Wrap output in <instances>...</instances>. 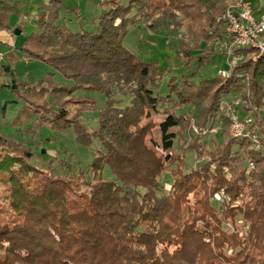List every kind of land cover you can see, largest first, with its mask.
Here are the masks:
<instances>
[{"label":"trees","instance_id":"1","mask_svg":"<svg viewBox=\"0 0 264 264\" xmlns=\"http://www.w3.org/2000/svg\"><path fill=\"white\" fill-rule=\"evenodd\" d=\"M43 1L19 50L72 83H57L55 73L36 84L18 81L8 54L0 72L12 78L0 88L22 102L10 125L30 126L33 136L45 126L72 128L80 145L96 139L101 146L87 169L67 159L36 163L27 142L0 132V264H264V55L237 48L243 60L229 76L207 70L219 58L226 67L221 44L231 38L220 17L230 1L101 0L109 8L95 31L70 29L61 23L62 1ZM14 14L27 20L20 1L0 0V32H24L10 25ZM141 23L185 31L183 72L169 78L165 93L157 91L166 73L159 62L124 44ZM78 91L104 94L105 105ZM118 95L129 104L121 106ZM236 97L248 103L240 117L251 118L258 148L234 137L221 113L222 102ZM97 109L98 127L90 130L81 115ZM218 124L221 134H211ZM107 168L114 179L104 178ZM222 190L227 200L212 202Z\"/></svg>","mask_w":264,"mask_h":264},{"label":"rangeland","instance_id":"2","mask_svg":"<svg viewBox=\"0 0 264 264\" xmlns=\"http://www.w3.org/2000/svg\"><path fill=\"white\" fill-rule=\"evenodd\" d=\"M23 8V14L26 15V21H22L17 15H12L10 18V25L15 26L20 24L24 26V32L20 35H15L14 31H1L0 32V53L4 56L0 57V64H6L7 55L13 54L16 59L10 62L14 77L18 81H25L28 83L36 84L45 78L49 73H55L54 80L57 83L71 84L70 80H67L61 73L56 72L52 67L42 63L36 59H28L20 52L19 47L24 44L25 38L35 31L36 20L34 15L39 11L40 4L43 0H18ZM61 23L65 21L67 26L74 30H86L95 31L97 29V21L101 14L102 9H108V5L100 6L101 0H61ZM207 1V0H205ZM230 1V0H229ZM254 10H259L264 7V0H250ZM128 0H122L123 4H127ZM230 5V4H229ZM131 31L125 39V46L143 61H158L160 68L166 71L162 80V86L157 89L160 93L167 91V82L172 75L180 74L183 72V62L178 57L180 50V34L185 31L183 29L177 30L173 33L166 31V29L150 30L144 23L138 25V27H131ZM14 46L11 50L9 46ZM222 58L218 59V64L211 65L207 68L211 75H217V72L222 66ZM8 63V62H7ZM11 74H3L0 72V85L9 84L11 82ZM78 96H88L93 98L97 102V107L101 108L105 105L104 94L94 91H78ZM122 100L121 106L129 104L130 97L117 96ZM123 98V99H122ZM7 103V108L3 107ZM22 106V102L14 95L12 91L6 87L0 88V132L5 133L8 136H14L22 141L27 142V145L31 147L36 153L35 162L43 161L49 163L51 160L67 159L69 162H75L83 169H87L92 163L95 157V150L101 145L98 140L94 139L91 147H85L80 145L76 140V134L74 130L68 129L65 132L57 133L52 131L49 127L45 126L41 130H38L36 135L33 136L28 132H25L30 126H25L21 129L12 127L10 124L14 117L18 113ZM161 117L157 116V120ZM81 121L90 129H96L98 127V109L91 110L81 115ZM192 127L198 131L196 123H192ZM176 129H173L175 131ZM223 126L218 124L211 134L216 131L221 134ZM230 130V127H229ZM154 137L158 143L161 141V135L158 130L154 131ZM184 146V140H178L176 143V151L181 150ZM173 152H176V151ZM189 163L194 164L195 158L188 152ZM58 172L65 171L59 167L57 162L53 163ZM74 164V166H77ZM104 178L106 180L114 179L111 171L107 168L104 170ZM163 183L165 187L163 191L168 192L172 178L170 173L163 175ZM212 202L216 204H222L227 199L225 191L215 193L212 197ZM216 200V201H215ZM220 202V203H219ZM239 222L242 221L241 217L237 218ZM231 230L230 225L227 226Z\"/></svg>","mask_w":264,"mask_h":264},{"label":"built area","instance_id":"3","mask_svg":"<svg viewBox=\"0 0 264 264\" xmlns=\"http://www.w3.org/2000/svg\"><path fill=\"white\" fill-rule=\"evenodd\" d=\"M231 40L223 42L226 51V67L220 68L218 74L229 76L231 69L243 55L236 53L237 48H253L264 55V7L256 16L249 0H230V5L220 17ZM4 54H0L2 58ZM248 103L241 97L225 100L221 104V113L228 119L230 132L234 137L248 138L258 148L259 140L249 129L251 118L242 119L240 107ZM196 129V128H195Z\"/></svg>","mask_w":264,"mask_h":264},{"label":"crops","instance_id":"4","mask_svg":"<svg viewBox=\"0 0 264 264\" xmlns=\"http://www.w3.org/2000/svg\"><path fill=\"white\" fill-rule=\"evenodd\" d=\"M250 1V0H249ZM251 2V1H250ZM261 11H262V8L261 9H259V10H254V13H255V15L256 16H259L260 15V13H261ZM12 32V31H11ZM10 47V49L12 50L13 48H14V46H9ZM2 53V52H1ZM0 53V54H1ZM3 54V53H2Z\"/></svg>","mask_w":264,"mask_h":264},{"label":"water","instance_id":"5","mask_svg":"<svg viewBox=\"0 0 264 264\" xmlns=\"http://www.w3.org/2000/svg\"><path fill=\"white\" fill-rule=\"evenodd\" d=\"M14 34H15V35H20V34H21V30H20V29H16V30L14 31Z\"/></svg>","mask_w":264,"mask_h":264}]
</instances>
